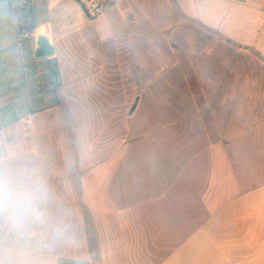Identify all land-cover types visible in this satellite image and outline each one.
Here are the masks:
<instances>
[{
	"label": "crops",
	"instance_id": "1",
	"mask_svg": "<svg viewBox=\"0 0 264 264\" xmlns=\"http://www.w3.org/2000/svg\"><path fill=\"white\" fill-rule=\"evenodd\" d=\"M23 199L0 264H264V0H0V200Z\"/></svg>",
	"mask_w": 264,
	"mask_h": 264
},
{
	"label": "rangeland",
	"instance_id": "2",
	"mask_svg": "<svg viewBox=\"0 0 264 264\" xmlns=\"http://www.w3.org/2000/svg\"><path fill=\"white\" fill-rule=\"evenodd\" d=\"M171 26V24H170ZM175 26V24H174ZM174 26L170 27V29L166 30V36L167 38H170V35L172 33V29L174 28ZM170 43L173 44V41L170 40ZM133 105V104H132ZM132 107V106H131ZM136 108V107H135ZM135 108L133 109L132 113L134 112ZM147 108L149 109V107L147 106ZM148 115L149 113H151L150 110L147 111ZM163 113H167V112H163ZM170 114H165L164 117H168ZM130 115H126V117H129ZM158 117H153L152 119H148V120H144L143 122H141L142 125V134H140V136L142 138H147L148 135H150V132H152L153 134H155L153 136V141L154 143L156 142V145H154L155 147L157 146V144L160 142V140L164 137L162 136L163 130L161 128H163L167 123H169L170 121H168L167 119H165L162 116V113H160L159 115H157ZM144 134H148V135H144ZM172 144V142H171ZM144 145V144H142ZM168 145V144H165ZM145 155V153H144ZM147 156L145 155V158ZM12 175L16 176L19 180H23V179H27L28 178V172L23 171L21 169H19L18 171H15L12 173ZM23 186V185H22ZM34 210H38V205L36 203V201L33 200H28V199H23V200H0V227L2 226L5 229V233H9V235H11L14 232V227H16V225L18 226H24L27 225V214L34 211ZM12 213L15 214V217H17L18 215H20L18 218H16L15 222L12 221ZM9 226L11 227V230H8L9 232H7L6 229L9 228ZM31 226H29V228H31ZM13 229V232H11ZM15 234V233H14ZM27 233L21 232V235H25L26 236Z\"/></svg>",
	"mask_w": 264,
	"mask_h": 264
},
{
	"label": "built area",
	"instance_id": "3",
	"mask_svg": "<svg viewBox=\"0 0 264 264\" xmlns=\"http://www.w3.org/2000/svg\"><path fill=\"white\" fill-rule=\"evenodd\" d=\"M18 4H23L26 0H16ZM114 0H79V4L84 10L88 19H95L102 13L104 8L113 3Z\"/></svg>",
	"mask_w": 264,
	"mask_h": 264
},
{
	"label": "water",
	"instance_id": "4",
	"mask_svg": "<svg viewBox=\"0 0 264 264\" xmlns=\"http://www.w3.org/2000/svg\"><path fill=\"white\" fill-rule=\"evenodd\" d=\"M38 51L35 54L36 59L46 58L52 55V51L49 47L47 40L42 37L38 40Z\"/></svg>",
	"mask_w": 264,
	"mask_h": 264
},
{
	"label": "trees",
	"instance_id": "5",
	"mask_svg": "<svg viewBox=\"0 0 264 264\" xmlns=\"http://www.w3.org/2000/svg\"><path fill=\"white\" fill-rule=\"evenodd\" d=\"M134 107H135V103H134V104L132 105V107L130 108V112L133 111Z\"/></svg>",
	"mask_w": 264,
	"mask_h": 264
},
{
	"label": "bare ground",
	"instance_id": "6",
	"mask_svg": "<svg viewBox=\"0 0 264 264\" xmlns=\"http://www.w3.org/2000/svg\"><path fill=\"white\" fill-rule=\"evenodd\" d=\"M44 31V30H43Z\"/></svg>",
	"mask_w": 264,
	"mask_h": 264
}]
</instances>
